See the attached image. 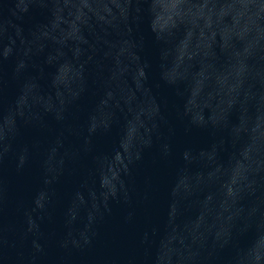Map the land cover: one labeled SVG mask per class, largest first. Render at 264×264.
Here are the masks:
<instances>
[{"label":"water","instance_id":"obj_1","mask_svg":"<svg viewBox=\"0 0 264 264\" xmlns=\"http://www.w3.org/2000/svg\"><path fill=\"white\" fill-rule=\"evenodd\" d=\"M0 264H264V0H0Z\"/></svg>","mask_w":264,"mask_h":264}]
</instances>
